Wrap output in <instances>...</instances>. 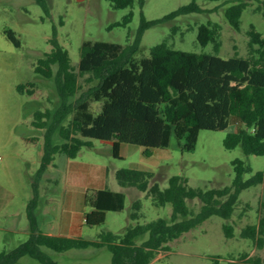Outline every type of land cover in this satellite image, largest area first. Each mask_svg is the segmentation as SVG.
Returning <instances> with one entry per match:
<instances>
[{"label":"trees","instance_id":"16d2710c","mask_svg":"<svg viewBox=\"0 0 264 264\" xmlns=\"http://www.w3.org/2000/svg\"><path fill=\"white\" fill-rule=\"evenodd\" d=\"M48 12L46 0H36ZM114 9L133 7L135 0H108ZM142 5L144 0H138ZM219 1V0H210ZM248 3L238 1L225 10V18L236 31L240 30L241 17ZM204 11L196 0L183 5L163 18L142 24L132 42L126 45L107 41H84L81 46L78 70L72 67L68 50L60 44L57 29L49 39L52 50L38 59L34 66L37 75L51 78L57 65V89L62 99L61 107L37 110L32 125L43 129L48 125L44 152L38 175L54 168L56 155L75 159L83 148H93L92 139L112 144V153L120 158L124 144L144 148V155L151 156L154 149L168 148L175 144L181 151L194 150L201 130H224L233 127L224 139L226 149L242 146L247 155L264 156V36L253 27L249 30V55L225 59L209 53H194L170 47L166 41L149 49L147 56L137 57L145 30L159 22L180 15ZM133 11L109 29L127 26ZM176 27L172 28L175 33ZM222 26L208 21L198 27V42L202 46L212 43L219 51ZM8 38L20 46L13 30L6 31ZM89 84L75 102H67L79 90V79L84 77ZM34 83L17 85L21 94L32 95ZM102 101L98 114L91 111V102ZM70 116L67 124L63 122ZM51 120L49 124L48 121ZM62 139L54 141L55 132ZM37 137L25 138L35 141ZM235 177L230 186L201 189L189 185L187 178L173 175L168 186L161 188L152 183L154 173L144 169L120 168L115 177L122 187H134L151 197L155 206H173L170 221L163 218L141 224L142 202L132 204L128 225L122 234L102 231L97 239L50 235L41 231L36 209L39 191L32 183L33 197L27 203L30 234L26 241L11 250L0 252V264H16L22 257L30 256L42 264H57L44 251L45 248L63 253L73 249L106 247L112 253L110 264H150L159 251H168L169 243L184 233L196 228L211 216L230 219L240 192L264 182V171H258L245 179L251 167L242 159L232 161ZM92 210L84 213L85 224L90 227L103 225L108 211H120L125 206L126 195L109 188L91 189ZM199 199V211L191 209L187 201ZM225 199V200H224ZM230 237L232 226L223 225ZM146 239L137 244L138 238ZM242 236L264 245V200L257 224H248ZM220 257L213 264H222ZM258 258L247 254L227 264H258ZM83 264V263H78Z\"/></svg>","mask_w":264,"mask_h":264},{"label":"rangeland","instance_id":"374dc122","mask_svg":"<svg viewBox=\"0 0 264 264\" xmlns=\"http://www.w3.org/2000/svg\"><path fill=\"white\" fill-rule=\"evenodd\" d=\"M191 1L144 0L141 5L135 0L133 7L114 9L108 0H46V12L36 0H0V183L13 193L18 202L33 197L32 183L36 182L39 191V205L36 209L38 221L41 214L52 213L57 220L69 216L71 220L73 218L83 222L84 213L92 210L90 198L93 196L92 192L88 193L87 202L83 203L84 190L106 187L125 193V206L120 211H108L103 225L90 227L83 222L80 231L83 238L97 239L102 231L124 233L128 225L135 223L130 219V213L137 199L142 202L139 223L145 224L158 218L170 221L173 206H155L145 192L119 185L115 173L120 168L152 171L154 176L151 184L156 182L161 188L168 186L171 176L181 175L187 178L190 186L201 189L230 186L235 177L232 161L236 158L251 167L252 171L245 174V179L258 171H264V156L247 155L240 145L234 149L224 147L225 137L233 130V127H229L224 130H201L194 150L181 151L172 144L168 148L154 149L151 156L144 155L141 146L124 144L121 157L115 158L110 142L92 139L93 148H83L76 159L70 160L73 166L84 168L83 173L77 174L73 167L69 175L66 174L68 160L63 155L55 156L57 169L48 168L42 175L37 173L48 125L36 129L32 125L34 113L46 109L55 113L63 102L57 89L58 66H54V75L48 79L34 71L38 59L52 50L49 39L53 36L54 27L60 44L69 52L72 67L78 70L84 41L126 45L137 35L142 16L147 21L157 20ZM196 1L204 11L180 15L148 27L142 36L137 57L147 56L152 46L163 41L174 49L187 52L209 53L225 59L235 53L247 57L249 30L253 27L264 36V0ZM238 1L247 2L248 7L242 13L240 30L236 31L226 20L225 10ZM130 11H133V18L127 26L109 29L111 24L122 21ZM208 21L218 22L222 26L218 52L212 43L202 46L197 39L198 27ZM173 27L177 28L175 33H172ZM10 29L20 40V46L8 38L6 31ZM85 78L79 79L81 87L67 102H75L80 93L87 89L89 84ZM28 82L35 84L34 93H19L17 85ZM102 104V101L91 102V111L98 114ZM69 120L70 116L63 124ZM21 136L38 139L27 141L22 140ZM54 141H62L57 131ZM65 188L76 191L74 202L68 201V195L63 191ZM263 200L264 182L243 189L230 219L211 216L171 241L170 249L159 251L150 264H213L217 257H220L222 264H227L240 259L244 254H247V258H258V264H264V245L259 247L256 241L242 236V230L248 224L258 223ZM187 204L197 212L202 202L192 199ZM23 224L26 227L22 225V229L28 228L26 218ZM224 224L233 228L230 237L224 232ZM28 237L25 230L14 234L0 231V252L13 249ZM146 237L138 238L137 244ZM44 251L57 264H110L112 261V253L106 247L73 249L63 253L47 248ZM16 264L42 263L24 256Z\"/></svg>","mask_w":264,"mask_h":264},{"label":"crops","instance_id":"0c3cea01","mask_svg":"<svg viewBox=\"0 0 264 264\" xmlns=\"http://www.w3.org/2000/svg\"><path fill=\"white\" fill-rule=\"evenodd\" d=\"M21 138L22 140L23 139L25 140V138H28V137L21 136ZM153 151H152V154H153ZM65 159L68 160L66 162L67 164L65 168L66 174L68 173L69 175L73 167H74V170L77 171V174H81L84 172L82 171V170H85L84 168H81L76 165L75 166L72 165L73 162L70 161L72 159H68V158H65ZM55 161L56 160H54L55 167L53 169L58 168V165L56 164ZM126 188H134V187H126ZM88 189L89 188H86L84 192L82 190L83 192L82 195L84 198L83 203L85 202L86 192ZM95 189H103V188H95ZM63 191L68 195V201L74 202V200L76 199L75 198L76 191H74V189L69 190L68 188H65ZM29 200H26V201L21 200L17 202L14 199L13 193L5 185L0 183V231L9 233V234H14L22 230L23 231L25 230V232L30 234V222L28 220L27 211H26L27 203ZM24 218H26L28 221V228L26 229H22L25 226L23 224ZM58 220L54 217V214L52 213L41 214L39 217V227L42 232L50 234V235L82 237L80 231L83 226V222L85 223V219H83V222H82V220L76 221L73 218L71 220L69 216H63L59 218Z\"/></svg>","mask_w":264,"mask_h":264}]
</instances>
